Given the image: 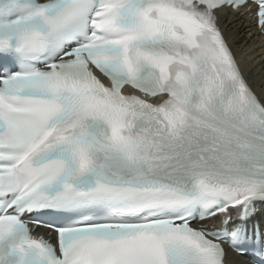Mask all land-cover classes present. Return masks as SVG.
<instances>
[{"label": "snow or ice", "instance_id": "snow-or-ice-1", "mask_svg": "<svg viewBox=\"0 0 264 264\" xmlns=\"http://www.w3.org/2000/svg\"><path fill=\"white\" fill-rule=\"evenodd\" d=\"M227 9L264 32V0H0V264H264V94Z\"/></svg>", "mask_w": 264, "mask_h": 264}, {"label": "bare ground", "instance_id": "bare-ground-1", "mask_svg": "<svg viewBox=\"0 0 264 264\" xmlns=\"http://www.w3.org/2000/svg\"><path fill=\"white\" fill-rule=\"evenodd\" d=\"M219 27L245 78L258 95L264 94V39L245 13L229 9L219 14ZM228 264H249L227 250Z\"/></svg>", "mask_w": 264, "mask_h": 264}]
</instances>
